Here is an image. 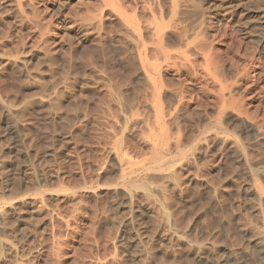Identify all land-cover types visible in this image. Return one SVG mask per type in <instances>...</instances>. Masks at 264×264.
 I'll return each mask as SVG.
<instances>
[{"label":"bare ground","instance_id":"6f19581e","mask_svg":"<svg viewBox=\"0 0 264 264\" xmlns=\"http://www.w3.org/2000/svg\"><path fill=\"white\" fill-rule=\"evenodd\" d=\"M98 1L99 8L94 15L90 17L83 14L89 17L86 18L79 14L84 17V20L79 21L82 27L92 29L91 33L94 36L89 33L93 38L86 37L89 34L84 32L85 37L80 38L84 42H101L107 34L115 31L118 43L116 53L120 56L123 68L120 74L98 77L97 85L106 99L105 105L103 104L105 108L102 110L104 125L100 127L105 138L96 139L94 150L97 155L90 167L89 175L82 176L77 186L70 188L74 191L73 197L78 201L75 202L77 205L74 209L66 212L57 205L58 209L48 210L46 207L49 206L46 203L45 207L44 197H39L37 203L31 194H29L32 197L31 201L21 200L28 196L25 191L33 187V181L41 170L37 165H33L35 162L32 165L25 164L26 168L22 166V170L20 160L26 158L24 152L26 146H23L18 117L15 116L17 105L6 104L0 98V136L4 134L12 141L6 152L1 150L0 145V264H34L37 260L34 251H29L27 258L25 252L28 250L26 243L34 232H24L21 236L16 233V236L14 228L15 221L24 223L26 217L35 211L41 215L45 211V214L50 216L52 228L49 242L42 240L41 243L38 242L43 249L41 262L55 264L62 253V245L57 240V234L64 230L68 237L75 238L74 243L77 241L75 244H80L85 229H92L95 225L94 220L100 216L101 212L99 213L98 209L90 208L85 202L89 196L94 197L98 205V202L108 199V202L104 203L109 205L104 210L107 213L104 216L111 227L104 243L106 250L104 257H92L83 264H165V262L181 264L177 257L178 252H186L187 256H191L188 264H264V112L260 117L251 114L245 102L241 101L242 94L239 95L242 84L248 88L249 80L251 84L255 78L260 80L264 72L259 68L251 70L257 67L254 66L255 57L264 56V0H260L257 7L250 4L251 0ZM201 2L212 5L211 11L207 12ZM10 5L11 8L15 7L18 13L23 12L20 1L12 5L8 0H0V6ZM18 13L17 15H20ZM217 14L227 26L237 27L238 30L234 28L232 31L237 30L244 40H250L256 45L254 50L257 53L254 55L257 56L251 58L244 54L249 61L244 58L246 60L237 62L235 56V60H232L228 68L223 64L222 58L213 48L217 42L214 44L209 42L215 41L212 39L216 35H213L211 40L209 36H212L215 24L218 25L215 23ZM79 15L77 16L81 17ZM38 17L35 14L34 18L39 19ZM20 18H23V15ZM107 18H110L109 23L115 26L114 31L107 32ZM26 21L30 23L28 18L23 20ZM35 21L39 23V20ZM40 29L42 31L44 28ZM234 32L231 35L234 36ZM43 33L41 36L44 37L49 34ZM240 38L236 40L242 41ZM44 44L47 49L48 43ZM242 45L244 47V44ZM46 49L42 47L35 51L31 54V59L38 60L41 54L49 56L51 50ZM251 54L249 56H252ZM103 71L105 70L100 73ZM64 86L66 87V84ZM210 92L214 98L210 107L211 112L210 110L208 112V105H205L203 98L209 97ZM58 93L53 90L45 93L46 95L40 99L42 103L50 105L56 116L60 117L62 104L60 106L58 104ZM248 105L254 107L250 103ZM100 117L96 118L101 119ZM76 125L81 131L83 125L77 121ZM96 135H101L97 129ZM56 140L51 143L53 148L46 156L60 152L65 157V149L62 147L64 145L61 146ZM45 157H42L43 161ZM72 158L68 155L62 161L68 162ZM224 166L230 167L232 172L235 171V180L234 177L228 176L225 184L235 182V195L244 197H241L239 208L245 205L249 207L250 213L241 212L237 218L239 220L235 222V245H227L217 239L221 232H214L211 225V228L203 232L204 236L201 235L200 241L193 242L192 236L185 233L191 229L184 230L180 218H173V210L179 203H184L185 195L198 186L205 192L209 202L224 198L229 190L220 179ZM22 172L28 175L25 183L19 177ZM47 172L41 171L42 184L43 182L49 184L56 178L53 173ZM93 174H98V179L106 178L104 184L109 187L106 192L108 198L102 195V191L101 194L96 191L94 183L99 180L94 182ZM99 184L102 185L100 182L97 185ZM105 185L101 187L104 189L107 187H104ZM44 189L42 190L46 192ZM50 189L49 193L52 195L54 191L50 192ZM58 189H56L58 192L55 191L56 196L62 192L60 188ZM66 189L65 193L69 195V187L64 190ZM14 197L20 198V202L17 199L15 202L18 203H13ZM241 202H244L242 206ZM87 213L91 214V219L87 220ZM44 221L46 219L42 222ZM45 224L47 225L46 222ZM93 236L95 239V235ZM96 244L97 242L94 245ZM217 245L225 247V250L224 248L217 250L220 247L217 248ZM221 251L226 252L223 255L220 254Z\"/></svg>","mask_w":264,"mask_h":264},{"label":"rangeland","instance_id":"374dc122","mask_svg":"<svg viewBox=\"0 0 264 264\" xmlns=\"http://www.w3.org/2000/svg\"><path fill=\"white\" fill-rule=\"evenodd\" d=\"M17 1L21 2L22 10L24 13L22 11L18 13L15 7L11 8V5L9 7L0 6V98L6 104L15 105V106L17 105L18 107L21 106V108H17V106L16 107L14 106L16 108L15 116L16 118L17 117L19 118V119L17 118V121L19 124V131H20L19 133L21 135V140L23 142V146L24 147L26 146L24 149V152L26 153V158L25 159L21 158L20 160L22 164L21 168L22 166L25 167L27 164L32 165L35 162L33 165H37V168L39 170L41 171L44 170L46 172L48 171L47 173L51 172L50 174L53 173V175H55L56 177L49 184L44 183V182L42 184L43 178L41 176V171H40L39 175H37V177L33 181L34 182V184H32L33 187H30L28 190L25 191L27 192L26 194H28V196L26 195L28 198L24 196L25 198L23 197L21 198V200H26L27 202H29L32 200V197H33L34 199H36V202L38 203L39 197H44L43 199L45 200L44 201L45 207H46V203H47V206L51 207V208L46 207V209L48 208V210L49 209L56 210V208L58 209V206H59L60 209L67 212L68 210L74 209V207H76L77 205L76 203L78 202L75 199V197H73L74 191H72L70 188L76 187L77 184L80 182L82 176L89 175L90 167L97 155L96 151L94 150L96 139L102 138V137L105 138V136L102 134L103 132L100 130V127L104 125V121H103L104 115H103L102 110H104L105 108L104 105H105L106 99L104 98L105 96H103V93L101 92L100 86L97 85V82H98V77H105L106 75L108 76L113 73L120 74L123 68L120 56L116 53V48L118 46V43L116 41L115 36L117 33L114 31L115 26L113 27L112 23L111 22L109 23L110 18H107L106 22L108 23V26H109V27L107 26L108 28L107 32L108 30L109 32L110 30L114 31L115 35L114 33H111L110 35L107 34V37L104 38V40L101 42H92V41L84 42L81 40L82 37H85L84 32L85 34H89L93 30L82 27L79 21H81L82 19L84 20V17L82 16H86V15H83V14H87L91 17L92 15H94L95 12H97V8H99L98 0H93V1L92 0H8V3L15 5ZM257 1L258 0H251L250 4L252 6L257 7L260 5L259 4L260 0L258 2ZM90 4L92 5L94 4V5L92 6ZM201 4L202 6L205 5L204 8L207 9V12L211 11L210 8L212 5L210 6L206 2H203V3L201 2ZM88 7L90 10L88 9ZM91 9H95V10H91ZM17 13L20 15H17ZM214 13L216 14V11ZM35 14H37V17L39 16L38 17L39 19L34 18ZM79 14H81L82 16ZM22 15L24 19L20 18V16ZM77 15L81 16L82 18L78 17ZM25 16L28 18V20H30V23L29 21L23 22V20L24 21L25 19L27 20ZM86 18H89V17L86 16ZM215 18H216L215 19L216 21L215 20L214 21L215 23H218V25L215 24L216 26L213 28L214 32H212L213 33L212 36H209V39L211 40L213 38V35H216L217 38L216 36H214L215 38L212 40H215V41H209V42L210 43L213 42L212 44L217 42V44L216 43L214 44L216 47H213V48L216 50V53L222 58L223 64L227 68H228V65L232 62V60L233 61L235 60V58L237 59L235 62L246 60V59L249 61L248 57L252 58V57L257 56V54L254 55L255 53H257L256 50H254V48H256V45L250 42V40H247V39L244 40V37H241V35L237 32L238 30L237 27H234V28L237 29L236 32L238 33V35L236 32L232 31V29H234L233 26L232 25H231L232 27L227 26L226 23L223 21V19H221L220 15L218 14L215 15ZM32 19L39 20V23L35 20L33 21ZM76 21H78L79 24H77L78 22ZM220 23L223 24V26ZM32 25H33V28H31ZM47 26H48V31H46ZM111 27L113 28V30ZM40 28H44V29L46 28V29L45 31L44 29H42L41 31ZM218 28H220L221 30H219ZM34 29L37 30L38 32H36ZM217 29L219 30V32ZM30 30L31 31L34 30V31L31 32ZM87 30H89L88 33H86ZM46 32H49L47 36L45 37L41 36L42 35L41 33L45 35ZM233 32H234V36L231 35L233 34ZM221 33H223L224 35L222 34L221 36ZM48 35H50V37ZM92 35L94 36V34ZM92 35L89 34V36L87 35L86 37H91ZM235 35L238 37H236ZM39 36L41 39L40 44H39L40 39H38ZM42 37L44 39H42ZM231 38H234V39H231ZM239 38L242 39V41L240 40L241 42L239 40H236ZM43 42L46 44L48 43L47 46L49 45L51 48L48 46L46 49V46H43L44 44ZM219 42H222L223 44L222 43L219 44ZM2 43L4 44V46ZM231 43L234 46H238V47L232 46ZM240 43L244 44V47ZM38 44L42 47H45L46 50L48 49L51 50V51L48 50L50 52L49 53L50 55L46 56L45 54H41V56H39V58L41 57L40 59L32 60L31 54H34L35 51L37 52L42 48V47L40 48ZM241 45H242V48H241ZM251 47H253L254 53ZM34 48L35 49L38 48V50H35ZM238 48H241L239 49L241 51H239ZM246 48L249 49L250 52ZM224 50L225 51L227 50V51L224 52ZM244 50H245V53H244ZM30 51L33 53H30ZM241 52H242V55H240ZM249 53L250 54L253 53L251 54L252 56H249L250 55ZM244 54L248 57L247 58L244 57ZM10 58L11 59L13 58V60H10ZM16 58L18 60H16ZM255 60H254L255 62L254 66H257V67H254L251 70H254L257 68H259V70L260 69L264 70V56L263 57L260 56L259 58L255 57ZM89 63H90V66H89ZM95 65L97 69L95 68ZM102 70H105L103 71L105 74L103 72L100 73ZM255 79L253 80L254 83L252 84H251V80H249L250 81L249 84L251 85L250 89H249L250 85H248V88H247V85L243 87V84H242V88L243 90L245 89L246 92L245 90L243 91L241 88L239 95L242 94V97L240 96L241 101L245 102L244 104L246 107H248L249 112H251V114L253 115L260 117L262 113L264 112V72H263V75L260 76V80L257 78ZM65 84H66V87L64 86ZM87 84L91 87H89ZM81 85H84V86H81ZM50 90L51 91L55 90L59 92L57 95L58 97L57 101H58L59 106L62 104L61 105L62 107L60 106V113H61L60 117L56 116L55 110L51 108L50 105H47L41 102L42 99L40 98H43L47 93H50L51 92ZM211 93L212 92H210L209 97L207 96V98L205 99L203 98L205 105L206 104L208 105V108H207L208 112L209 110L211 112L210 107H211V104L214 98L213 94ZM246 96L248 97L250 96L249 99L248 97L246 98ZM243 97L246 99H243ZM249 103L252 104V106L254 107H250L251 105H248ZM261 105L263 107H260ZM74 113L75 115L77 114L78 118L77 116L74 115ZM96 117L97 118L100 117L101 119H97ZM76 121L78 124H82L84 126V127L81 126L82 127L81 131L77 129L78 126L76 125ZM96 129L98 130V133L101 135H96ZM53 140L58 141V143L61 146L64 145L62 147H64L65 149L64 150L65 157L68 155H69V158L73 157L72 159H69L70 161L68 162L62 161L63 158L65 157L61 155L60 152H59L60 154L57 152L55 154L52 153L50 156H46L47 154H49V151L52 150L51 148H53V146L51 145V143L54 142ZM70 142L71 144H69ZM11 144H12V141L11 139L8 138V136H4V134L0 136V145L2 146L1 147L2 151L6 152L7 147ZM26 151H28L29 154ZM42 157H45L44 161ZM78 157L80 158V161ZM263 157H264V150H263ZM30 160H32V162ZM56 162L59 164L61 163V164L57 165ZM80 162L81 163L83 162V163L79 164ZM82 171L83 173H81ZM98 174L101 177V174L99 172ZM98 174H93V178H94L93 181L95 182L99 180L98 182L94 183L96 187V191L98 193L102 191L101 192L102 195H105V197L108 198V196H106V192H108L109 187L104 184L106 181V178L99 177L100 179H98ZM228 176L234 177V180H235V171L232 172L230 167L224 166L223 169L221 170L220 179H221L222 184L225 187L229 188L225 196H223L224 198H220L219 200L216 199L213 202H209L206 199L205 192L200 188V186H198L192 189L189 194L187 193V195H185V197L183 198L184 203H179L176 206L175 210H173V215H174L173 218L174 219L180 218V220L183 222L184 230L188 228L191 229L190 231L186 230L185 233L192 236L193 242H196L197 240L200 241L202 237L204 236L203 232H205L207 228H211L212 226L213 227L212 229H214L213 230L214 232L216 233L217 231L221 232V234L217 237V239L222 240L227 245H235V222L239 220L237 218L240 217L241 212L246 211L245 213H250V211H249V207L243 205V203L244 202L246 203V201H244L243 203L241 202L242 203L241 206L242 205L243 206L242 207L240 206L241 208H239L241 197L243 196L239 194L235 195L236 193L235 192V182L233 184H228V185L225 184ZM19 177L22 179V182L24 181L25 183L26 179L28 178V175L27 173L22 172L19 174ZM99 182L102 183V185L101 184L97 185ZM59 183L61 186H59ZM49 185L51 186L49 187ZM64 185H66V187H69L68 189L69 190L68 193H70L69 195L66 194L67 189L64 190L66 188ZM100 185L102 187L103 185H105L104 187L106 186L107 187L103 189ZM58 188H60V191L64 192V193L62 192L58 193L59 197L56 196L57 194L55 193V191L58 192L59 190ZM62 188L64 189L62 190ZM40 189L41 190L44 189L46 190V192L43 190H42L43 192H41ZM49 189H50V192L54 191L52 195L51 193H49ZM38 192L39 193L41 192L42 194L41 193L38 194ZM29 194H31L32 197L31 195L29 196ZM66 195H67V198H66ZM6 196L9 197L8 195ZM17 199L18 197L17 198L14 197L13 203H16L15 201H17ZM65 199H66V202H64ZM11 201H13V199ZM18 202H20V198L18 199ZM85 202L90 208H93L95 210L98 209L99 213L101 212L103 214L100 213V216H98V219L96 218L94 220L95 225L92 229L85 227L86 229L83 234V240L80 242V244H75L77 243V241L74 243L75 238L68 237L64 230H61L57 234V237H58L57 240L60 243V245H62L61 246L62 253L60 254V257L58 258V260H56L55 264H76V263L83 264L84 262L89 261V259H91L92 257L93 258L104 257L105 255L104 253L106 250L104 247V243H105V239L108 236V233L111 227L110 222H108V220H106L104 216L105 214H107L104 212V210L109 206L106 204L104 205V203L108 202V199H104L103 202H98L99 203L98 205L95 202V198L92 196H89V198H87ZM244 212L243 214H245ZM45 213L46 212L44 211V213L41 215L40 212L38 213L37 211H35V213L30 214L29 216L26 217V221L24 223H19L16 221L14 222V228L16 229L15 235L17 233L18 236H21L24 232H28V233L34 232L32 234L33 235L32 238L26 243V249L28 250L25 251L26 258L28 257L27 254L29 251L31 252L34 251L33 252L34 256L35 255L37 256L36 257L37 260L35 261L34 264H38V263L42 264L41 258H42L43 249H42V246H40V243H41L40 240L49 242L50 233L52 230L50 226V216L46 215ZM87 214H88L87 220L88 218L91 219V214L90 213H87ZM45 219L46 221L42 222ZM45 222L47 223V225L45 224ZM93 235H95L96 237L95 239H97L96 245H94L96 242H95ZM97 245L99 247H97ZM219 246L217 245V248ZM220 247L217 250L220 251V249L222 248H224L225 250V247H221V248ZM39 248H41V250ZM35 250L37 252H35ZM39 250L41 252L40 254L38 252ZM225 252L226 251H221L220 254H223ZM89 254L91 256H89ZM38 255H41V256H38ZM177 257H178V260H181V264L190 263V261L188 262V260L191 258V256L190 255L187 256L186 252H178ZM77 261H80V262H77ZM165 264H168V262H165Z\"/></svg>","mask_w":264,"mask_h":264}]
</instances>
